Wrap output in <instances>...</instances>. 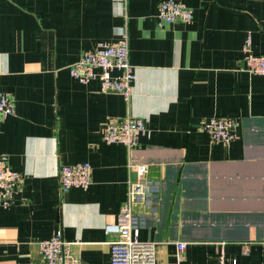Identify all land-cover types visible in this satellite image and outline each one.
Wrapping results in <instances>:
<instances>
[{"label":"crops","instance_id":"1","mask_svg":"<svg viewBox=\"0 0 264 264\" xmlns=\"http://www.w3.org/2000/svg\"><path fill=\"white\" fill-rule=\"evenodd\" d=\"M161 1L0 0V89L15 106L0 121V155L23 175L0 207V264H41L39 244L58 233L85 264H111L105 226L128 199L131 160L156 185L133 208L158 264H220L222 252L264 264V75L246 71L243 51L251 34L264 54V0H175L193 20L164 26ZM122 32L137 75L129 101L69 72ZM126 117L152 131L132 154L104 140ZM213 117L239 121L232 143L203 130ZM82 162L92 185L62 192L59 168Z\"/></svg>","mask_w":264,"mask_h":264},{"label":"built area","instance_id":"2","mask_svg":"<svg viewBox=\"0 0 264 264\" xmlns=\"http://www.w3.org/2000/svg\"><path fill=\"white\" fill-rule=\"evenodd\" d=\"M127 0H115L125 3ZM193 11L183 3L175 0H163L157 9V19L160 26L176 22L190 23ZM121 39L116 44L98 43L94 50L87 51L74 63L70 75L81 84L98 81L103 92H114L129 101L137 75L130 60V48L127 34L121 33ZM246 71L253 75H264V54H256L252 48V36L248 35L243 47ZM15 114L12 100L0 89V121ZM239 121L232 117H213L209 119L203 130L215 143L230 144L236 138ZM151 129L146 121L140 118L126 117L121 120H111L104 127V140L108 144H122L134 153L142 136H150ZM134 178L129 183L128 199L123 204L116 221L105 226L109 238L111 264H158L155 254V243L142 241L139 235L134 205L138 202H150L152 190L156 187L148 180L149 167L146 164L131 160ZM59 181L62 192L78 188L87 190L92 185L93 170L88 162L75 165H63L59 168ZM23 175L8 165V156L0 155V207L9 208L14 204ZM223 244V243H222ZM187 243L178 242L179 260L185 251ZM41 264H85L71 250V244L63 240L62 234L44 240L39 244ZM220 264H237L228 260L224 253L219 255Z\"/></svg>","mask_w":264,"mask_h":264}]
</instances>
